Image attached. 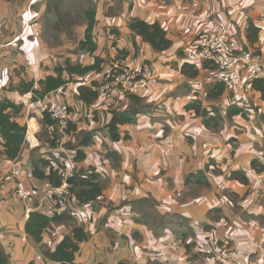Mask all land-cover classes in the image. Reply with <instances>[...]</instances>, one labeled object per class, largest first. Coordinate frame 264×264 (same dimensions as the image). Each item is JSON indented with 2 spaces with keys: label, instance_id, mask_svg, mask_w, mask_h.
Returning a JSON list of instances; mask_svg holds the SVG:
<instances>
[{
  "label": "crops",
  "instance_id": "obj_1",
  "mask_svg": "<svg viewBox=\"0 0 264 264\" xmlns=\"http://www.w3.org/2000/svg\"><path fill=\"white\" fill-rule=\"evenodd\" d=\"M77 2L84 9L96 11L94 41L98 49L94 56L105 61L104 68L112 61L126 59L133 67L149 65L154 79L136 97L137 101L130 95L122 96L111 108L100 98L90 106L79 99L77 90L92 85V73L74 77L46 97L71 108V122L78 135L93 132L91 144L83 149L86 159L75 163L74 170L76 174L95 170L103 196L87 206L73 201L72 209L45 230V247L55 251L65 236L80 228L88 239L76 254L77 264H213V259L203 255L199 247L204 237H211L223 246L229 258H250L249 264H264V172L258 174L251 166L256 158L264 165V126L253 122L264 119L261 95L251 93L256 118L233 119L245 127L248 124V133L224 128L226 119L223 128L208 130L201 118L184 109L188 102L198 99L205 107H218L225 118L227 94L206 99V89L220 82L218 70L209 64L197 65L199 74L194 79L181 72L209 21L223 15L221 0ZM246 5L249 22L259 28V34L258 41L251 44L248 30L239 31L240 47L248 45L264 58V0H247ZM47 11V0H0V44L6 45L0 50V103L8 99L23 105L16 121L28 127L20 158H0V179L15 164L31 167L33 156L44 152L39 138L42 120L28 110L31 92H20L22 82L34 80L35 89L41 90L37 82L55 75V69L64 67L66 60L73 64L94 63V57L87 53L81 59L69 54L68 48L55 52L42 37L34 38L29 26L37 22L42 32ZM132 18L159 23L172 47L164 52L153 50L130 30ZM85 29L86 23L79 32L80 42ZM15 43L18 48L12 47ZM55 53L63 57L53 58ZM64 77L69 79L67 74ZM85 108L94 112L92 118L84 117ZM113 112L136 119L133 124L119 126L118 142L111 140L107 130ZM31 125L35 131L29 136ZM126 135L128 140L124 139ZM232 137L239 139L237 148L230 144ZM50 151L65 150L59 146ZM58 161H53L55 166ZM233 171L243 172L249 185L230 180ZM200 172L205 174L209 187L195 183V179L190 185L185 184L189 175ZM11 187L0 189V246L9 257V264H59L46 259L40 245L26 233L30 214L9 192ZM213 210L221 211L216 221L209 220ZM207 226L211 228L205 229Z\"/></svg>",
  "mask_w": 264,
  "mask_h": 264
},
{
  "label": "trees",
  "instance_id": "obj_2",
  "mask_svg": "<svg viewBox=\"0 0 264 264\" xmlns=\"http://www.w3.org/2000/svg\"><path fill=\"white\" fill-rule=\"evenodd\" d=\"M49 8V7H48ZM48 12V11H47ZM58 16L59 12L56 11ZM83 17L86 23V29L84 32V38L79 42V51L82 53H87L94 57V63L91 65L83 64H73L70 60H66L64 67H57L55 69V75L47 76L40 79L37 84L40 89H35V81L32 80L26 84L22 82L20 92L25 94L31 92L33 98L44 99L50 93L66 86L70 83L76 76H85L88 74H98L104 71L105 61L99 57H95L97 52V44L94 41V28L96 25V11L91 9L83 10ZM63 24H67V18H63ZM60 29L59 26H55ZM130 30L135 33L138 37L142 39L143 42L149 44L153 50L156 52H164L172 47L171 40L168 39L166 31L159 23L149 24L143 20L132 18L129 23ZM259 28L253 23L249 22L247 39L248 42L254 44L258 41ZM245 48V47H244ZM181 72L183 75L190 79H194L198 76L199 70L196 65L184 63L181 67ZM67 74L69 79H66L64 75ZM97 83L93 82L90 86H81L77 90V95L79 99L85 103L87 106L93 105L99 98L97 91ZM12 89V88H11ZM252 91H256L261 95V99L264 101V82L257 80L252 85ZM226 94L225 85L220 81L217 82L212 88L206 89V99H219L221 96ZM137 96H132L136 98ZM23 105H17L12 101L5 99L0 103V135L3 142L0 143V158L6 160L15 161L20 158L23 147L26 143V136L28 127L27 125H20L16 121V117L23 111ZM185 111L194 112L196 117L203 120V124L206 129L218 131L221 128L222 123L225 119H234L237 116H241L243 119H250L249 117L256 118L255 106L252 102L250 109L244 107L232 106L228 104L226 110V118L221 115V112L216 106H203V102L200 100H192L184 106ZM113 117L111 122L107 126L109 136L112 141L118 142L121 139V134L119 131L120 125L133 124L136 119L134 116L128 115L122 112H113ZM258 119V118H256ZM253 120V119H252ZM56 121H53L51 117L46 114L44 119L41 121V132H49L51 136L56 134ZM66 134L68 136L76 137L78 141L77 148H74L75 156L74 162H82L86 159V154L84 148L89 146L93 140V132L78 135L77 127L71 122ZM128 140V135L124 137ZM73 141V140H72ZM50 148H57L55 140L49 145ZM58 161V160H57ZM56 162L50 161L45 157L42 159H36L33 156L31 168L37 180L39 181H49L55 186H60L62 180L57 176ZM251 166L255 172L261 174L264 172V165L259 162L256 158L252 161ZM48 169V170H47ZM195 179V183L209 187L210 184L205 178V174L200 172L196 175L191 174L186 178L185 184L188 186L191 184L192 180ZM230 180H236L244 185H249V179L247 176L240 171H233L229 176ZM69 184L71 185V191L76 198V201L83 206L95 203L103 196V188L100 181V176L91 170L88 173L82 172L74 175L70 178ZM220 210H213L209 213V220L216 221L220 218ZM62 217V216H61ZM61 217L50 218L47 215L40 212H32L26 222L25 230L28 236L37 244L40 245L43 255L46 259L59 264H77L76 254L80 251V245L84 241H87L88 235H82L83 231L80 228H74L71 234L65 236V238L60 242L55 251L48 250L43 243V234L45 230L51 225V223L57 222ZM217 217V218H216ZM211 227L207 226L205 229L209 230ZM211 239V237H204V240ZM200 244V246H201ZM218 249L225 254L223 246L219 242H215ZM199 246V247H200ZM229 258V257H228ZM249 264V260H243ZM214 262V261H213ZM0 264H9V257L5 253L4 249L0 246ZM35 264V263H30ZM119 264H127L120 262ZM213 264H216L215 262Z\"/></svg>",
  "mask_w": 264,
  "mask_h": 264
},
{
  "label": "built area",
  "instance_id": "obj_3",
  "mask_svg": "<svg viewBox=\"0 0 264 264\" xmlns=\"http://www.w3.org/2000/svg\"><path fill=\"white\" fill-rule=\"evenodd\" d=\"M246 1L221 0L223 15L209 21L206 30L198 37L194 53L185 63L196 66L209 64L217 69L220 81L226 88L228 104L250 109L253 83L257 80L264 82V58L248 45L246 48L240 47L237 30H248L250 20ZM29 27L34 38H40L38 23L33 22ZM5 47L6 45L0 44V49ZM12 47L18 48L17 43L12 44ZM153 79L154 73L149 65L133 67L128 60L119 59L96 74L94 82L98 84L96 88L99 98L111 108L122 96H139ZM29 96L30 113L36 114L41 120L48 114L56 121L60 133L64 137L68 136L66 131L71 123V108L46 98L35 100L32 93ZM83 115L90 119L94 112L85 108ZM68 139L72 140L71 136ZM74 165V158L70 155L60 161L55 169L62 182L60 186H55L49 181L37 180L31 167L18 163L0 179V189L5 190L12 185L14 195L26 207L27 215L40 212L50 218L61 217L72 209L73 201H76L68 181L75 175ZM200 252L213 259L216 264H247L245 261L226 257L211 239L203 241Z\"/></svg>",
  "mask_w": 264,
  "mask_h": 264
},
{
  "label": "rangeland",
  "instance_id": "obj_4",
  "mask_svg": "<svg viewBox=\"0 0 264 264\" xmlns=\"http://www.w3.org/2000/svg\"><path fill=\"white\" fill-rule=\"evenodd\" d=\"M48 1V12L45 13L43 16V23H42V32L40 31V37H42V40L46 42L53 51L58 52L60 48H68L69 54L72 55H78L79 58L83 59L85 57V53H81L79 51V32H81V28L85 24V20L83 17V10L84 5L81 3H78L77 0H47ZM56 11L59 12L60 16L56 13ZM63 18H67V24H63ZM59 26L60 29H57L55 26ZM41 30V28H40ZM238 33V39H239V29L237 30ZM62 34L68 35L67 38L62 39ZM63 45H66L63 46ZM15 48V47H13ZM5 49V48H4ZM1 50V49H0ZM65 52L64 55L67 53ZM63 57V55H60L58 53H55L53 58ZM113 62V61H112ZM111 62V63H112ZM145 110V109H141ZM146 111H151V109L146 108ZM257 113V112H256ZM226 118V115H225ZM249 120H247L248 122ZM257 121V125L264 126V119H257L253 120V122ZM234 120L226 119L224 128L226 129H232L233 127L237 132L242 133L245 131L246 133L250 132V129L247 128L248 124L242 125L243 122L234 123ZM223 128V127H221ZM56 134L53 136L50 135V133L43 131L40 132L39 138L41 142V148H43L44 152L43 154L38 153L35 155L36 159H42V156H45L46 159L50 161H57L67 158L68 155L75 156L74 148H77L78 141H72L68 139V136L64 137L63 134L60 133L59 129L56 127ZM55 140V144L57 147L61 146L66 152L56 153L55 151H50L49 145L51 142ZM60 140V141H59ZM230 144L233 146V148H237L239 146V139L236 137H232L229 139ZM71 151V153L67 152ZM110 156V155H109ZM60 161H58V166L60 165ZM57 167V166H56ZM12 186V185H9ZM13 186L11 189H9V192H11L12 195L15 193L13 192ZM12 190V191H11ZM17 199H19L16 195H14ZM217 218V217H216ZM183 225L186 224L185 220H180ZM214 242V241H213ZM225 254L228 256V253L225 252ZM233 260V259H232ZM250 260V258H249Z\"/></svg>",
  "mask_w": 264,
  "mask_h": 264
},
{
  "label": "bare ground",
  "instance_id": "obj_5",
  "mask_svg": "<svg viewBox=\"0 0 264 264\" xmlns=\"http://www.w3.org/2000/svg\"><path fill=\"white\" fill-rule=\"evenodd\" d=\"M30 130L31 132L29 133V136H32V132L35 131V126L31 125Z\"/></svg>",
  "mask_w": 264,
  "mask_h": 264
}]
</instances>
